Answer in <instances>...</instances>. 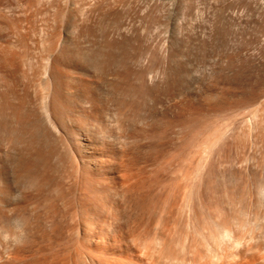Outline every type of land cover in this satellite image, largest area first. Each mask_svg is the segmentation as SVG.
Returning a JSON list of instances; mask_svg holds the SVG:
<instances>
[{
    "label": "rangeland",
    "instance_id": "374dc122",
    "mask_svg": "<svg viewBox=\"0 0 264 264\" xmlns=\"http://www.w3.org/2000/svg\"><path fill=\"white\" fill-rule=\"evenodd\" d=\"M91 43L126 57L121 142L106 88L93 89L107 107L96 121L73 84L42 89L62 45L88 57ZM11 86L46 136L26 184L0 130V264H85L89 223L163 234L171 251V237L216 224L252 226L243 235L264 241V0H0V92ZM42 93L61 112L58 133L39 112ZM84 120L98 134L81 131Z\"/></svg>",
    "mask_w": 264,
    "mask_h": 264
},
{
    "label": "bare ground",
    "instance_id": "6f19581e",
    "mask_svg": "<svg viewBox=\"0 0 264 264\" xmlns=\"http://www.w3.org/2000/svg\"><path fill=\"white\" fill-rule=\"evenodd\" d=\"M119 49L116 45L109 43L92 44L87 48L90 51L88 53L90 56L84 57L81 49L62 45L59 59L44 64L41 73L44 75L42 85L44 92L50 90L58 95L64 85L71 87L73 84L72 87L74 90L76 89L74 95L81 101L82 110L93 114L90 121L97 120L94 113L95 115L98 111L103 113V109L107 108L103 106V100L106 102V99L96 95L93 89L106 88L115 97L112 99L114 101L112 108L114 109L115 105L119 128V134L115 136L121 142L124 139L122 108L124 94L128 90L126 79L128 68L126 71V57L122 54L124 51L122 48ZM59 64L67 67L65 72L58 66ZM73 72L86 74L93 79L87 78V81L78 77L79 80H76L72 76ZM2 74L5 75L4 72ZM81 88L84 89L83 93H80ZM16 90V86H11L6 93L0 92V130L7 147L12 150L10 156L12 175L16 178H23L26 184H31L34 166L41 159L39 158L40 155L37 154V145L41 137L46 136V131L36 117L26 112L24 103L27 100L25 96L17 97ZM10 95L19 99V102L15 105L11 104L8 101ZM99 103H103L101 105V109L105 107L102 109L103 111H100V107L97 106ZM37 105L48 130L58 133V120L62 121L61 112L59 113L53 108L52 102L50 103L43 93L39 96ZM85 122L87 120H84V123L80 125V130L85 131L87 127L93 130L95 124L92 123L87 126ZM96 129L98 128L96 127L91 132L87 130V132L96 135L99 131ZM0 179H4L2 171H0ZM216 225L214 230L210 229L205 233L196 231L197 236L185 234L182 237H171L170 242L174 247L176 246V250L171 251L166 246L168 238L163 234L148 237L111 234L112 232L100 234L95 232L94 228L102 229L103 226L100 224L95 226L93 223H89L83 228L86 230L84 235L88 252L80 259L85 264H93L94 262L95 264H163L164 262L174 264V261L186 264L190 260V264L191 262L193 264H264V241L257 240V237L251 233L248 237L243 235L246 230L251 231L252 226L241 224L243 226L241 231L232 233L228 228L220 224ZM253 245L256 246V251L252 250ZM119 249H122L124 253H117Z\"/></svg>",
    "mask_w": 264,
    "mask_h": 264
}]
</instances>
